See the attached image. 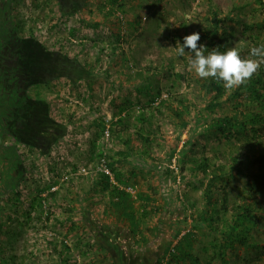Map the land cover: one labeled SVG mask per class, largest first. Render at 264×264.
I'll return each mask as SVG.
<instances>
[{"label":"rangeland","instance_id":"obj_1","mask_svg":"<svg viewBox=\"0 0 264 264\" xmlns=\"http://www.w3.org/2000/svg\"><path fill=\"white\" fill-rule=\"evenodd\" d=\"M4 2L0 0V10ZM82 3L85 5L79 11L65 6L62 11L56 0H11L13 22L20 25L21 35L37 37L50 49L75 58L90 74L86 73L87 78L62 76L30 88V95L46 100L53 117L67 127V132L58 138L49 154L42 155L37 149L18 142L0 125V264L111 263L105 251L95 245L84 220L91 211L99 220L118 221L110 218L113 216L109 214L108 192L101 188L93 191L91 186L96 172L101 171L107 161L117 159L119 149L124 146L122 139L112 132L118 128L114 122L120 114L128 117L125 134L139 131L152 141L150 146H144L134 135L135 154L128 157L131 163L124 160L114 164L115 172L124 177L125 183L116 181L114 171L107 167L111 179L126 187L134 197L141 188L150 192L154 188L159 205L172 198L169 204H174L178 217L182 214L179 206H184L186 217L192 219L190 213L200 212L206 200L207 178H190L192 181L188 182L187 176L185 181L181 177L174 181L173 175L166 176L162 172L172 153L181 158L183 141L189 134L195 147L183 154L187 160L184 164L187 175L202 154L209 156L212 164L228 165L233 154H239L244 160L250 152L245 138L226 139L204 131L207 122L194 129L197 114H206L208 97L189 69L188 49L184 56H177L176 46L181 44L180 33L197 32L208 23L207 17L215 8L225 15L238 5L240 8L234 13L242 21L264 20V0H120L113 4V9L107 0ZM108 8L113 10L110 17H106ZM243 28L242 24H235L233 47L247 58L254 44ZM257 39L253 40L256 46L264 44V33ZM244 44H250V49ZM149 76L154 90L161 92L159 100L172 93L191 105L189 114L184 115L188 120L184 129L180 127L181 119L171 115L165 106H158L159 100L150 103V96L133 86ZM233 107L234 103L225 102L215 110L231 112ZM142 112L148 117L151 115L147 123L138 121ZM102 120L103 126L98 125L96 121ZM140 127L142 130L138 129ZM143 148L149 151L151 158L144 157L141 161L138 155ZM158 163L161 165L157 171L153 166ZM133 168L134 174L131 173ZM181 173L179 169L178 177ZM227 187L228 201L232 205L240 201L248 184L245 176L235 175ZM221 191L216 193L219 200ZM39 197L43 206L34 209ZM158 216L151 214L144 225L155 230ZM191 219L183 217L182 233L190 228ZM161 226L168 230L170 224ZM167 230L155 240L158 244L166 241ZM212 239V236L196 233L193 252L202 264H223L219 258L214 259ZM241 251L242 248H236L231 253ZM253 255H248L249 260L233 257L232 264H264V259H251Z\"/></svg>","mask_w":264,"mask_h":264},{"label":"trees","instance_id":"obj_2","mask_svg":"<svg viewBox=\"0 0 264 264\" xmlns=\"http://www.w3.org/2000/svg\"><path fill=\"white\" fill-rule=\"evenodd\" d=\"M4 1L5 6L3 5L0 10V125L4 132L12 134L18 142L37 149L42 155H47L52 151L58 138L67 132V127L53 117L46 100L30 95V88L67 75L87 78L90 72L86 71L75 58L50 49L37 37L21 35L20 25L13 22L11 0ZM56 1L61 8L65 6L79 11L85 5L82 1L86 0ZM107 1L112 3V9L113 4L120 2V0ZM239 8L240 6L236 5L225 15L218 8L210 12L207 17L208 23L197 31L200 33L198 45L204 46L205 55L213 50L223 53L233 47L235 24H242L243 32H249V39L256 46L254 41H258L257 36L264 33V20L244 22L237 13H234ZM112 9L106 10V17L113 15ZM120 36L118 32L117 38L119 39ZM184 36L185 33L179 34L181 44ZM244 46L250 49V44ZM175 75L179 76V74ZM149 78L150 76L133 86L138 92L149 95L150 103H153L159 100L161 92L159 89L154 90L153 81ZM198 82L201 91L208 97V103L205 106L206 114L198 113L194 118V129L207 122L208 126L204 131L214 132L226 139L245 138L250 152L244 160L240 159L239 154H233L228 165L220 162L212 164L211 158L202 154L198 163H195L197 160L193 162L195 165L190 167L187 175L184 173V164L187 160L183 154L185 150L189 151L195 147L192 142L193 137L189 134L183 141L181 158L175 152L169 156L162 172L166 176L173 175L174 181H179L180 177L185 181L187 176L188 182L192 181L189 180L190 178L201 180L207 178L205 206L196 214L190 213L192 219L190 216L186 217L184 206H179L178 209L182 214L178 217L174 204L172 206L169 204L173 201L172 198L163 205L157 204L154 188L151 192L141 188L136 191L134 197L126 187L114 183L111 174L103 170L96 172L91 189L97 191L101 188L108 192L109 214L113 216L110 218L118 221L111 223L99 220L90 211L91 215L84 220V225L91 233L95 245L110 257V264H202L193 252L196 233L212 236L214 259L219 258L223 264H232L233 257L249 260L250 253H254L251 259H264V65H261L250 81L234 90H226L222 82L212 78H198ZM225 102L234 103L232 111L216 112L215 109ZM160 105L165 106L171 115L182 120L181 129L188 125L184 115L189 114L191 105L187 100L169 93L167 98H160L158 106ZM126 115L120 114L114 122L118 128L112 129L115 136L122 139L124 146L118 151L119 157L107 161L106 164L112 172L114 171L116 181L121 183L124 182V177L115 172L114 164L115 161H128V157L135 154L133 136L139 137L144 146H150L152 141L149 136L139 131L125 134L129 126L126 124L128 118ZM138 117L141 123H147L151 119V115L148 117L144 112ZM96 122L103 126V120ZM148 124L150 125L151 122ZM138 129L142 130L141 127ZM149 155V151L143 148L138 155L139 160L143 161L144 157H150ZM174 156L177 160L178 173L179 169L182 171L179 177L178 173L169 166ZM180 162L183 164L181 165ZM160 165V163L157 166L154 164L153 167L158 171ZM75 168L76 166L73 169ZM132 170V174L136 173L134 168ZM235 175L245 176L248 189L241 195L239 202L230 205L227 185ZM220 190H222L221 200L216 197L217 191ZM42 206L43 201L39 197L37 205L33 208L41 209ZM151 214L159 215L155 230L150 225H144ZM183 217L191 219L190 228L185 233L181 232L184 227L181 224ZM162 223L170 224L168 230L161 226ZM163 229L168 231V235L165 242L160 240L163 243L158 244L155 240H159L164 233ZM175 239L178 240L173 245ZM63 244L66 246L64 241ZM54 245V249L57 250V244ZM236 248H242V251L234 255L231 251Z\"/></svg>","mask_w":264,"mask_h":264},{"label":"clouds","instance_id":"obj_3","mask_svg":"<svg viewBox=\"0 0 264 264\" xmlns=\"http://www.w3.org/2000/svg\"><path fill=\"white\" fill-rule=\"evenodd\" d=\"M200 33L183 37V44L176 46V55L184 56L185 49L190 53L188 66L200 79L212 78L222 82L226 90H234L245 85L264 65V44L253 46L247 58L242 57L240 50L232 47L221 53L216 50L205 55L204 46L198 45Z\"/></svg>","mask_w":264,"mask_h":264},{"label":"built area","instance_id":"obj_4","mask_svg":"<svg viewBox=\"0 0 264 264\" xmlns=\"http://www.w3.org/2000/svg\"><path fill=\"white\" fill-rule=\"evenodd\" d=\"M176 164H177V160H176V157L174 156V157L172 158V160H171L169 166H170L172 169H174L176 172H178V169H177ZM102 170L105 171V172H107V173H109V174H111V171L107 168V166L103 167Z\"/></svg>","mask_w":264,"mask_h":264}]
</instances>
